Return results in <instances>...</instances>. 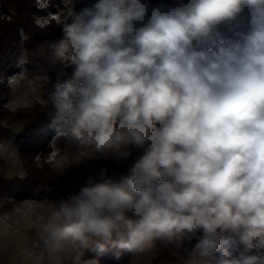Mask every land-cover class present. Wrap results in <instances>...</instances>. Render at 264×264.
I'll return each instance as SVG.
<instances>
[{
    "label": "clouds",
    "instance_id": "obj_1",
    "mask_svg": "<svg viewBox=\"0 0 264 264\" xmlns=\"http://www.w3.org/2000/svg\"><path fill=\"white\" fill-rule=\"evenodd\" d=\"M78 2L46 45L50 126L126 171L43 206L41 257L159 242L180 264H264V0Z\"/></svg>",
    "mask_w": 264,
    "mask_h": 264
},
{
    "label": "rangeland",
    "instance_id": "obj_2",
    "mask_svg": "<svg viewBox=\"0 0 264 264\" xmlns=\"http://www.w3.org/2000/svg\"><path fill=\"white\" fill-rule=\"evenodd\" d=\"M14 1L0 0V38L16 19ZM28 1L33 3V12L27 26L18 27L16 40L9 47L12 61L8 65L9 59L4 57V46L0 44V141L10 142L15 150L14 155H0V264H37L41 259L43 264H83L85 261L88 264H180L177 251L159 242L138 254L112 247L117 250V253L112 251L116 260L103 258L94 247L83 250L79 261H75L70 252L51 259L41 257L36 247L34 223L43 206L77 192L89 174L99 179L102 167H106L108 177L114 179V173L120 170V175L126 171V166H118L110 158L95 156L90 151L77 154L62 137L56 136L54 129L44 146L33 151L29 142L31 139L32 144L42 141L37 135L42 125L37 126L39 121L45 123L42 116H47L50 110L47 97L53 91L56 72L52 66L38 61L40 57L30 49L28 41L36 35L42 52L47 54L46 45L61 36L59 21L63 15L72 4L79 10L83 3L78 0ZM48 26H51L49 33L43 31ZM21 30L27 39L22 40ZM22 59L26 62L21 65ZM27 130H31V135L25 140L22 135ZM14 178H27L32 191L20 192ZM63 185L67 189H57Z\"/></svg>",
    "mask_w": 264,
    "mask_h": 264
},
{
    "label": "trees",
    "instance_id": "obj_3",
    "mask_svg": "<svg viewBox=\"0 0 264 264\" xmlns=\"http://www.w3.org/2000/svg\"><path fill=\"white\" fill-rule=\"evenodd\" d=\"M3 1H5V0H3ZM13 4H15V6H16L15 7L16 11H17L16 19L13 22V24H11V26H9L8 29H6V30H4L2 32V36L0 38L1 39L0 40V44H1V46H4V51H3L4 57L9 59V61H7L6 65H8V63H10L12 61L11 60L12 56H10L9 47H10V44L14 40H16V33H17V30H18V27L19 26H27V22L29 20V16L33 12V3H31L28 0H16V1L13 2ZM50 27L51 26H48V27L44 28L43 31H48V33H49ZM35 36L36 35H34V37L33 36L30 37V39L28 41L29 47H30L31 50L36 51V54H38V56L40 57L38 59V61L47 63V67H49L50 64L45 59L47 54L44 51L42 52L40 41L35 39ZM44 59H45V61H44ZM53 90H54V86H53ZM42 118L46 119L45 123L39 121L38 122L39 125L37 126V127H39L40 124L42 125L41 127H39V129H38L39 131H38V134H37L39 136V138H42V141H39L37 144H35V143L32 144L31 142L33 141V139H31V141L29 142L30 145H33V147H32L33 151H36L38 148L44 146L45 139L48 137V135L50 134L51 130L53 129V127L50 126V119H48L49 116L48 115L47 116L43 115ZM30 131L27 130L22 135V137L25 140H27L28 136L31 135ZM116 165L120 166L119 164H116ZM123 171H125V170H123ZM119 172H120V170H119ZM119 172L117 171V172L114 173V177H115L114 179H118L119 178ZM13 181L19 183L20 186H18V187H19L20 192L23 191V193L25 194V193H28V192L32 191V188L29 187V180L27 178H24V179H22V178H14ZM57 189H59V190L60 189H67V187L63 185V186L57 187ZM113 250H115V252L117 253V250L112 248V246H107L105 251L100 252L101 253L100 256H102L103 258L109 259V260H111V259H115L116 260L115 257H117V256L112 254ZM228 250L231 251L230 248Z\"/></svg>",
    "mask_w": 264,
    "mask_h": 264
},
{
    "label": "built area",
    "instance_id": "obj_4",
    "mask_svg": "<svg viewBox=\"0 0 264 264\" xmlns=\"http://www.w3.org/2000/svg\"><path fill=\"white\" fill-rule=\"evenodd\" d=\"M50 16H52V17H54V18H56L53 14H49ZM43 18V17H42Z\"/></svg>",
    "mask_w": 264,
    "mask_h": 264
}]
</instances>
